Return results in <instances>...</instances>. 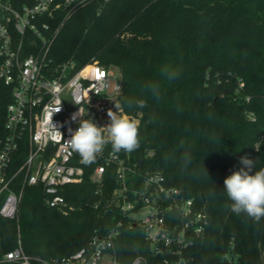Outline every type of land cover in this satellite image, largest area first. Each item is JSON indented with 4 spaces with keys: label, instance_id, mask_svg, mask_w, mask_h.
Returning <instances> with one entry per match:
<instances>
[{
    "label": "trees",
    "instance_id": "16d2710c",
    "mask_svg": "<svg viewBox=\"0 0 264 264\" xmlns=\"http://www.w3.org/2000/svg\"><path fill=\"white\" fill-rule=\"evenodd\" d=\"M11 1L17 8L34 2ZM57 14L55 62L118 67L121 92L114 102L140 123L132 158L161 170L168 185L207 212L205 235L185 251L188 264H223L231 247L240 264H262L264 219L232 213L224 179L244 167V156L255 159L257 170L264 167V0H87L67 18ZM165 68L179 69L178 79L169 81ZM150 84L158 97L146 90ZM138 100L147 107L137 108ZM102 162L98 156L83 163V179L61 190L67 209L48 206L41 185L26 186L18 220L0 216V258L17 246L18 235L26 253L54 259L114 227L122 219L111 200L119 182L115 164L93 180ZM116 247L125 263L143 254L147 264H171L168 254H153L139 226L126 223Z\"/></svg>",
    "mask_w": 264,
    "mask_h": 264
},
{
    "label": "built area",
    "instance_id": "2783aa9c",
    "mask_svg": "<svg viewBox=\"0 0 264 264\" xmlns=\"http://www.w3.org/2000/svg\"><path fill=\"white\" fill-rule=\"evenodd\" d=\"M86 1L34 0L33 4L17 8L11 0H0L1 217L18 220L24 188L31 185L42 186L48 206L68 208L61 190L83 179V163L79 154L60 136L50 134L49 114L61 107L52 120L67 140L71 135L68 129L75 131L79 127L81 117L72 120L79 108L84 119H92L100 126L104 110L98 106L116 100L121 92V73L119 70L115 74L114 66L94 62L78 66L72 58L56 63L51 54L52 42L59 30V27L54 28L52 20L61 11H65L64 18H67L74 8ZM110 147L106 146L99 155L103 162L96 166L92 178L100 181L105 168L115 164L119 186L111 200L122 213V219L62 258L45 259L26 253L18 235L17 246L6 252L0 262L147 264L143 254L130 263L118 259L116 244L127 223L143 230L153 254H168L170 259L165 257V260L171 264H188L191 258L185 251L205 235L209 226L207 212L197 208L193 199L185 197L180 188L168 185L161 170L144 168L142 159H134L124 152L114 153L108 149ZM153 154L147 151V155ZM222 261L223 264H240L239 254L231 247L222 255Z\"/></svg>",
    "mask_w": 264,
    "mask_h": 264
},
{
    "label": "clouds",
    "instance_id": "9594fccd",
    "mask_svg": "<svg viewBox=\"0 0 264 264\" xmlns=\"http://www.w3.org/2000/svg\"><path fill=\"white\" fill-rule=\"evenodd\" d=\"M164 75L169 81L178 79L180 70L165 68ZM146 90L153 96H159V89L155 85H147ZM131 106V102H129ZM136 107L143 109L147 107L145 101H136ZM115 109H108L107 116L110 123L100 127L92 119H84V113L79 108L77 113L72 115L76 121L81 117L79 127L73 131L68 129L70 138L65 140L59 128L53 123L52 117L61 110L55 108L49 114L48 128L51 135L60 136L61 139L81 157L82 163L90 165L103 153L106 146L111 145L114 153L124 152L131 154L140 147V123L138 120L124 115V109L120 103L115 102ZM240 163L244 166L238 171L224 179V189L231 204L228 208L236 216L243 215L254 222L264 219V167L256 169L255 159L247 156L241 157ZM191 164V157L185 154L182 157V166L187 168ZM253 169H256L253 173ZM206 171V170H205Z\"/></svg>",
    "mask_w": 264,
    "mask_h": 264
},
{
    "label": "rangeland",
    "instance_id": "374dc122",
    "mask_svg": "<svg viewBox=\"0 0 264 264\" xmlns=\"http://www.w3.org/2000/svg\"><path fill=\"white\" fill-rule=\"evenodd\" d=\"M112 71L115 73V74H118V71H119V68L114 66L112 67ZM115 101V100H114ZM112 101L110 103H107V102H102L100 103V105L98 106L99 108L103 109L104 110V113L102 114L101 118H100V121H99V124H100V127H103V126H106L108 123H110V119L109 117L107 116V110L108 109H112L113 111H115L113 109V106L115 104V102ZM124 115H126L125 113H123ZM128 116V115H127ZM130 117V116H129ZM138 120V119H136Z\"/></svg>",
    "mask_w": 264,
    "mask_h": 264
},
{
    "label": "water",
    "instance_id": "95a60500",
    "mask_svg": "<svg viewBox=\"0 0 264 264\" xmlns=\"http://www.w3.org/2000/svg\"><path fill=\"white\" fill-rule=\"evenodd\" d=\"M183 193V192H182Z\"/></svg>",
    "mask_w": 264,
    "mask_h": 264
}]
</instances>
